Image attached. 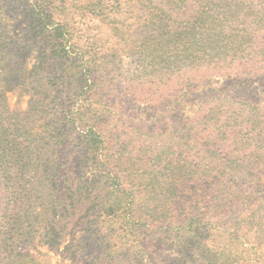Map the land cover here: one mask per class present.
<instances>
[{"label": "trees", "instance_id": "trees-1", "mask_svg": "<svg viewBox=\"0 0 264 264\" xmlns=\"http://www.w3.org/2000/svg\"><path fill=\"white\" fill-rule=\"evenodd\" d=\"M30 1L29 56L12 14L25 1L0 9V264H27L20 250L48 210L45 245L76 221L75 264H123L128 245L157 264L154 247L171 244L176 264H264V85H238L264 81V0ZM70 8L110 24L131 60L116 81L154 113L124 120L101 48L69 63L72 38L56 18ZM14 87L30 94L27 110L9 109ZM70 145L76 156L63 154ZM97 242L102 255L85 261Z\"/></svg>", "mask_w": 264, "mask_h": 264}, {"label": "rangeland", "instance_id": "rangeland-1", "mask_svg": "<svg viewBox=\"0 0 264 264\" xmlns=\"http://www.w3.org/2000/svg\"><path fill=\"white\" fill-rule=\"evenodd\" d=\"M24 1V7L21 6L23 2L19 3L18 5L21 12L18 11L15 15L14 8H12V14L16 18L14 31L18 35L16 36L15 41L16 49L20 51L22 55L29 56L37 40V37L34 32L36 28H34L32 22L29 19L30 15L27 14L32 10V6H30L31 1ZM0 9L4 10L5 13H9L7 0H0ZM65 12L63 15L57 16L56 21L60 23H67L69 28H67L69 30L68 35L70 38H72V40L69 42V49L71 50L69 63L72 65H83L84 60L82 59V54H85L88 57V55L91 54L89 53L90 51L92 52V55H94V53L98 52V50L101 48L102 53L109 54L108 57L111 58V61L106 63L107 70H102L100 74L105 75V77L101 75L103 78H105V88L113 93L112 98L116 99V106L119 107L120 110H122V112L125 114L124 120L126 122L136 124L140 121V119H144L147 117V115L154 113L155 110L148 106V99L141 98L140 101H135L129 96L127 89L129 84L127 81L125 84L121 82L118 83V81H116L121 79L120 74L122 72L126 74L124 69L128 68L126 65H128L131 60H129L128 57V55H130L129 48L124 43H120L119 39L114 36L110 24H108L106 21H102V19L99 17L91 16L85 12H74L73 9L71 10V8ZM68 19H70L69 23L67 22ZM3 25L4 20L2 22L0 21V35H2L4 32ZM114 46L116 48H113ZM119 48L121 49L114 50ZM83 58H85V56H83ZM28 68H31V64L28 65ZM261 78L262 77L258 75L255 77H249L246 81H244L245 79L241 80L238 85L242 86L243 84H246L251 86H261L264 85V81L260 80ZM111 82L113 84H118L116 86L109 85ZM222 82L223 81L220 80L218 85H221ZM233 82L234 81L232 80H226V83L228 84H234ZM131 83L132 82H130V84ZM173 95H176V92H173ZM241 95H245L247 97L250 94L243 93ZM249 97L252 98L251 96ZM6 98L11 111H24L28 109L30 94L21 93L19 87H14L7 91ZM196 103V100L190 101L183 107L184 111H192L194 108H196ZM167 104L168 102L165 101L161 107L165 108ZM152 122L153 121H150L149 123L151 124ZM63 154L69 157L76 156V154H74L72 151L71 145L66 148ZM40 208L41 206L37 207V211H40ZM41 215L42 216L39 218L37 223L34 224L36 236L30 240L24 249L20 250V252L25 254L27 264H75V262H72L69 259L75 247H72L73 249L68 247L73 242V234L68 233H72L71 229L74 228V223H76V221L71 222L67 232L57 230L62 233V236L64 237H61L57 244L55 243L53 246H50L44 244L45 242L42 240V233L44 232L43 228L45 229V227H51L50 224L55 218H53V212L51 210H48L46 213L43 212ZM60 219L64 222L69 221V219H64L63 216L56 218V221ZM84 230L85 228L83 225L82 227L75 228V234L77 237H85L88 235L84 233ZM174 247L175 246L173 244H171V246H155L153 249V251L156 252V254L153 256V259H155L154 262L157 264H176L175 257L177 252L175 251ZM101 250V243H92L91 247H88L87 251L83 253L85 256V261H95L102 255ZM27 253L29 254L28 256H26ZM120 254V261L123 264L128 262H131L128 264H145L148 260V257L145 254H142L140 257L135 248H132L129 245L126 246L120 252ZM76 255L77 257H80V253H76Z\"/></svg>", "mask_w": 264, "mask_h": 264}]
</instances>
